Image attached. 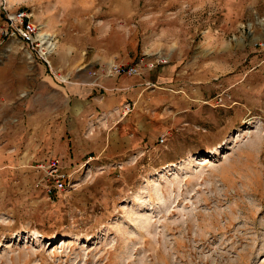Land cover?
I'll return each mask as SVG.
<instances>
[{
    "label": "rangeland",
    "instance_id": "374dc122",
    "mask_svg": "<svg viewBox=\"0 0 264 264\" xmlns=\"http://www.w3.org/2000/svg\"><path fill=\"white\" fill-rule=\"evenodd\" d=\"M3 7L88 57L106 29L136 35L142 60L107 67L141 65L146 91L125 115L144 127L104 150L97 133L121 127L126 106L106 127L69 104L0 24V264H264V0ZM54 161L70 182L50 197Z\"/></svg>",
    "mask_w": 264,
    "mask_h": 264
},
{
    "label": "crops",
    "instance_id": "0c3cea01",
    "mask_svg": "<svg viewBox=\"0 0 264 264\" xmlns=\"http://www.w3.org/2000/svg\"><path fill=\"white\" fill-rule=\"evenodd\" d=\"M44 25H47L46 30L49 33L58 32L57 21L51 22L48 18ZM58 35L57 33L56 36ZM135 37L136 35L132 37L106 29L103 31L105 43L95 48V51L89 57L85 52L78 53L73 44H62L60 42V45H57L53 54L48 53L46 55L47 60H43L45 78L52 81L57 80V84L62 89L61 93L69 104L72 100H77L90 105L88 107L93 106L94 109L89 112V115L94 118H99L100 115H103L102 118L106 119V121L102 125L109 127L111 124L109 119L116 120L120 116V112L122 111L121 106H130L132 112L131 102L129 101H133L140 95H144L146 91L144 87L145 83H142L141 79L136 76L106 78L100 74L97 77H93L91 74L93 72L98 73L103 68H107V65L110 63L117 62L128 65L131 61L137 60L139 62L142 60L141 57L145 55V52H141L139 41H136ZM51 39L55 42L53 36ZM55 43L57 44V42ZM60 75L67 77L69 81H62ZM86 107H84V110H81L80 114L86 113ZM128 114L124 111V117L121 118L123 121L121 122V127H119L120 124L116 125L115 123V131L109 130L107 134L101 130L97 133L99 136L103 133L104 150H107L108 146H110V138L112 139L113 136L118 134L120 128H123L124 134L127 135L125 139L129 143V131H140L144 127L143 121L137 120L136 122V120L125 116Z\"/></svg>",
    "mask_w": 264,
    "mask_h": 264
},
{
    "label": "built area",
    "instance_id": "2783aa9c",
    "mask_svg": "<svg viewBox=\"0 0 264 264\" xmlns=\"http://www.w3.org/2000/svg\"><path fill=\"white\" fill-rule=\"evenodd\" d=\"M0 24H5L9 30L14 31L15 35L21 40L25 41L35 52L38 57L43 61L46 60V55L48 51L42 48V44L39 40V31L41 26L35 24L32 21V15L24 10H17L12 12L11 10L3 7L0 12ZM155 65L151 64L150 69L154 68ZM141 65H120L113 64L110 67L103 68L101 71L93 72L91 75L97 77L98 74L105 76L106 78L114 76H139L141 75ZM126 114L131 112V107L127 106L125 108ZM166 137L162 136L158 141L159 145H164ZM49 176L54 178V190L50 185L45 186L47 195L50 197L53 195L54 191H63L69 185V174L64 173L60 170L58 162H52V166L49 169Z\"/></svg>",
    "mask_w": 264,
    "mask_h": 264
},
{
    "label": "bare ground",
    "instance_id": "6f19581e",
    "mask_svg": "<svg viewBox=\"0 0 264 264\" xmlns=\"http://www.w3.org/2000/svg\"><path fill=\"white\" fill-rule=\"evenodd\" d=\"M40 31H41V28H40ZM39 31V34H40V39L42 40L41 44H45L46 46L48 45L49 43V48L45 47L43 49H46L48 51V53H53V51L56 49V44H54L51 40V36L47 33H43V32H40ZM39 39V40H40ZM44 46V45H43ZM47 60V59H46ZM61 80L63 81H67L68 79L66 77H61Z\"/></svg>",
    "mask_w": 264,
    "mask_h": 264
},
{
    "label": "trees",
    "instance_id": "16d2710c",
    "mask_svg": "<svg viewBox=\"0 0 264 264\" xmlns=\"http://www.w3.org/2000/svg\"><path fill=\"white\" fill-rule=\"evenodd\" d=\"M40 59V58H39ZM41 60V59H40ZM42 61V60H41Z\"/></svg>",
    "mask_w": 264,
    "mask_h": 264
}]
</instances>
